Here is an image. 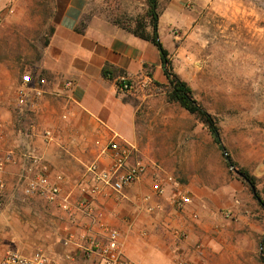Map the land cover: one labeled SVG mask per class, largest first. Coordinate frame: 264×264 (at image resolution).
Masks as SVG:
<instances>
[{"label": "rangeland", "instance_id": "obj_1", "mask_svg": "<svg viewBox=\"0 0 264 264\" xmlns=\"http://www.w3.org/2000/svg\"><path fill=\"white\" fill-rule=\"evenodd\" d=\"M58 1L62 6L67 0H0V60L9 70L37 63ZM80 1L83 25L98 18L128 32L149 22L147 0ZM158 1L160 39L173 71L213 115L236 170L256 178L264 201V0ZM157 77L165 79L164 72ZM167 92V84H150L125 97L138 109L137 144L143 156L170 171L183 187L201 181L264 214L249 185L227 168L207 129L178 105L169 104ZM16 185L11 191L5 186L0 195V262L9 251L54 253L48 249L55 244L54 255L62 257L58 229L68 222L56 206L26 198L21 178ZM64 260L63 256L62 263L75 264ZM82 262L95 264L87 258Z\"/></svg>", "mask_w": 264, "mask_h": 264}, {"label": "crops", "instance_id": "obj_2", "mask_svg": "<svg viewBox=\"0 0 264 264\" xmlns=\"http://www.w3.org/2000/svg\"><path fill=\"white\" fill-rule=\"evenodd\" d=\"M57 5L54 32L39 64H18L11 71L0 61V121L5 124L0 154L11 155L16 162L3 176L9 191L25 174L29 164L25 155L30 152L40 155L53 175L65 177L67 190L79 180L82 164L93 161L115 136L138 145V109L125 97L150 84H167L166 77H157L163 72L162 61L152 43L104 19L83 25L80 0ZM107 64L117 70L115 78L103 76ZM28 73L34 79L45 78L48 85L43 98L21 109L18 89ZM123 82L131 86L129 92L119 90ZM67 83L72 86L67 88ZM47 130L54 132L52 143L43 137ZM152 183L148 176L134 184L126 191L130 200L118 201L112 195L97 200L105 221L125 233L129 259L139 264H260L262 211L248 210L243 200L193 180L184 187L193 203L183 212L172 210L167 200H161L162 209L153 214L141 212L139 200L152 193ZM58 231L61 241L66 236L62 225ZM181 231L185 237L179 240L176 233ZM57 246L48 250L55 253ZM71 252L75 264L84 263L81 250L73 247ZM54 253L50 254L58 264H64V254Z\"/></svg>", "mask_w": 264, "mask_h": 264}, {"label": "built area", "instance_id": "obj_3", "mask_svg": "<svg viewBox=\"0 0 264 264\" xmlns=\"http://www.w3.org/2000/svg\"><path fill=\"white\" fill-rule=\"evenodd\" d=\"M47 80L43 77L34 79L31 73L22 77V85L18 89L17 103L21 109L28 108L29 104L43 98ZM71 83L66 87L70 88ZM119 90L129 92L131 86L123 82ZM67 117L64 116L65 120ZM5 124L0 121V131ZM2 142V132L0 133ZM44 139L54 142V132L47 130L43 133ZM28 167L21 177L22 193L26 198H39L56 206L62 214V220L68 222L64 227L66 236L62 240L65 249L64 258L67 261L75 260V253L71 249L81 250L87 259L95 264H137L126 255L125 233L108 224L101 210L97 207V200L108 195L118 201L130 200L126 191L144 178L152 176V193L143 196L138 203L141 212L149 214L160 210L161 200H167L172 210L183 212L193 200L176 177L143 156L138 145L115 136L89 162L83 163V171L76 185L65 189L66 179L63 175H53L50 166L37 153L25 155ZM15 164L13 157L0 154V195L5 191L3 176L9 164ZM169 191L171 196L167 198ZM77 193V194H76ZM226 217H231L228 214ZM182 240L184 232L176 233ZM259 255L264 260V241L259 247ZM0 264H58L57 260L45 250H37L32 254H23L19 251H9Z\"/></svg>", "mask_w": 264, "mask_h": 264}, {"label": "trees", "instance_id": "obj_4", "mask_svg": "<svg viewBox=\"0 0 264 264\" xmlns=\"http://www.w3.org/2000/svg\"><path fill=\"white\" fill-rule=\"evenodd\" d=\"M148 12L147 17L149 22L146 24H139L134 30L128 31L129 33L152 43L159 51L162 68L164 75L167 79L168 92L166 94L167 102L169 104H176L182 110L187 112L189 115L193 116L199 123H201L210 134L215 145L220 151L224 162L229 169L236 170V163L229 155L227 148L223 142L220 127L211 113H209L194 97V93L189 84L184 81L178 74H176L172 69V63L170 60L169 51L164 47L160 39V7L158 0H147ZM54 32L52 28L48 37L43 41L42 51L38 56L36 64H39L42 60L46 48L50 44V38ZM1 61V60H0ZM117 70L110 65H106L103 69V76L105 78H115L117 76ZM243 174L241 179L246 182L254 196V199L264 207V201L260 197L257 190V180L255 177L251 176L244 170H236ZM263 261V258L260 257Z\"/></svg>", "mask_w": 264, "mask_h": 264}, {"label": "water", "instance_id": "obj_5", "mask_svg": "<svg viewBox=\"0 0 264 264\" xmlns=\"http://www.w3.org/2000/svg\"><path fill=\"white\" fill-rule=\"evenodd\" d=\"M236 173H237L240 177H243V174L240 173L239 171H236Z\"/></svg>", "mask_w": 264, "mask_h": 264}]
</instances>
